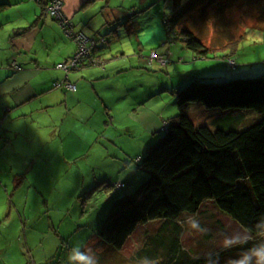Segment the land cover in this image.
<instances>
[{"label": "rangeland", "instance_id": "374dc122", "mask_svg": "<svg viewBox=\"0 0 264 264\" xmlns=\"http://www.w3.org/2000/svg\"><path fill=\"white\" fill-rule=\"evenodd\" d=\"M28 2L0 12V81L4 75L2 67L11 65L13 43L24 44L33 54L39 50L36 54L39 58L46 52L41 50L46 46L50 45L53 50V34H44L43 37L40 32H32L30 26L41 17L42 6L36 1L33 4ZM110 2L117 10L127 12L133 8L140 12V0ZM148 12L150 14L152 9ZM227 16L237 22L245 18V24H241L237 34V38L243 40L236 57L237 71H232L213 55L204 61L189 62L185 57L191 58V53L182 51L186 62L181 63L179 56L170 59L172 54L163 55L165 49L159 50L156 37L147 28L150 18H137L144 30H135L131 35L128 34L130 27L122 25L127 20H119L117 23L122 25L120 38L115 39L107 32L108 40L110 36L114 38L109 40L111 48L100 65L91 67L95 72L82 82L78 98L68 101L69 105L50 104L45 115L48 116L44 123L46 127L37 135L43 142L27 138L23 132L15 130L18 127H13V134L0 133V153L5 157L0 162V181L3 183L0 185V264H87L86 261L92 259L97 264L107 249L98 230L117 197L112 195L115 184L128 182L132 173L141 172L137 156L146 153L143 150L151 134L160 127L162 129L178 111L175 97L164 87L177 84L185 73L190 75L197 71L198 68H192L196 63L201 67L199 74L208 77H215L223 71L229 77H242L240 63H255L253 66L257 71L264 69V31L257 30L259 13L228 12ZM51 18L46 28L53 29L51 24L57 23L62 29L60 23ZM24 19H30V22L18 26L26 23ZM29 36L31 39L28 40ZM65 37L64 50L67 54L70 52L67 56L70 58L77 46L68 36ZM176 47L178 50V45ZM166 48L167 53L169 46ZM233 62H230L232 66L235 65ZM182 66L185 67L182 69ZM50 68L55 70L53 66ZM89 71L86 69V73ZM53 114L59 116L57 127L55 119L50 122ZM229 121L233 129L241 130L260 121V116L254 111H240L222 122L223 128L230 129ZM55 128L59 131L54 132ZM14 133H18L17 139ZM159 133L161 138L165 134ZM21 137L27 138L26 144ZM14 139L16 150L9 146ZM17 173L20 176L14 182ZM136 187L125 190L123 195L132 193ZM203 208V215L200 210L196 216L185 215L179 221L184 227L182 245L191 258L211 257L249 238L214 204L206 203ZM160 224L154 222L139 227L122 253L131 257L135 252L147 249ZM225 241L230 242L228 246ZM70 254L76 257L71 262Z\"/></svg>", "mask_w": 264, "mask_h": 264}, {"label": "trees", "instance_id": "16d2710c", "mask_svg": "<svg viewBox=\"0 0 264 264\" xmlns=\"http://www.w3.org/2000/svg\"><path fill=\"white\" fill-rule=\"evenodd\" d=\"M47 2L42 6L43 15ZM89 2L94 0L86 3ZM9 5L8 0H0V12ZM145 9H152L151 14L157 18L154 23L161 37L165 35L158 42L162 45L159 50L165 49L166 56L172 54L170 59L179 56L181 63L185 58L196 62L213 55L232 71L238 70L236 57L243 40L237 34L245 18L233 21L228 12L259 13L257 30L264 31V0H148ZM145 9L124 10L125 16L107 24L97 39H90L83 31L76 32L70 20L72 31L89 39L94 58L97 48L120 38V26L130 27V35L141 31L137 20L149 15ZM119 20L127 21L121 25ZM107 32L114 38L110 36L108 40ZM182 51L190 52L191 58H184ZM240 64L243 75L235 78L223 70L215 77L188 75L185 72L190 69L184 71L187 82H178L174 92L177 114L164 123V136H159L137 163L147 179L145 176L132 193L121 192V196L116 191L117 197L98 230L107 249L97 264H236L264 245V69L257 71L255 63ZM251 65L255 70L246 69ZM192 68L201 71L197 63ZM245 110L258 113L260 121L241 130L233 129L229 121L230 129L223 128L222 122L228 117ZM206 203L214 204L249 238L211 257L191 258L182 245L184 227L179 221L185 215L196 216ZM154 222L161 223V227L153 242L147 249L125 256L122 250L134 232ZM251 264H255V257Z\"/></svg>", "mask_w": 264, "mask_h": 264}, {"label": "crops", "instance_id": "0c3cea01", "mask_svg": "<svg viewBox=\"0 0 264 264\" xmlns=\"http://www.w3.org/2000/svg\"><path fill=\"white\" fill-rule=\"evenodd\" d=\"M27 1H29L28 3L30 4H33V2L36 1L41 6L47 2V0ZM62 1L64 4L63 13L68 19L72 21L75 26V31H83L90 39H97L100 37V34L103 32L107 24L112 23L113 20L121 17L125 13V11L122 9L117 10L116 8H112L110 2L111 0H94V2H89V4L86 3L88 0ZM140 1V8L145 9L148 4V0ZM25 2L26 0H15L14 2L9 0V8L18 4L20 5V3L23 4ZM35 6L36 5H34V7ZM146 10L148 9H145L144 11ZM34 12L37 14V10ZM146 16V18H151L147 28L151 29V32H153L152 34L157 39L156 42L163 40L165 35L161 37V30H159L160 28L158 25L154 23L156 20L153 18L156 17H154V15L151 13ZM49 20L50 16H47L46 14L43 15L42 12L41 17H38L30 26L33 27L32 32H40L43 37L44 34L47 36H51L53 34V50H50V45L46 46L44 49H41L45 50L46 52L42 53L41 57L39 58L36 57V54L38 55L39 50H35V54H33L31 51H29L30 48L23 46L24 44L19 45L18 43H13L11 46L12 50L10 52V61L12 62L8 68H5L4 66L2 67L4 75L3 80L0 81V133L5 132L13 134L12 130L15 129L13 127H18V129L15 130L23 132L27 138L29 136V138L33 137L35 140L43 142L39 137H37V135L43 131V127H46L44 123L46 122L48 116L45 115L47 113V109L50 107V104H52V106L57 105L58 107L63 105V103L69 105L68 101H74L78 98L79 87L82 86V82L91 78V73L95 72L94 69L91 68L95 65L89 64V61L79 66V68L70 69L66 72L69 74L56 69V65L59 62L64 60V58H69L67 56H69L68 54H70V52L67 54V52L64 50V45L67 39L65 36H67V34H63V30L58 26L57 23V25L51 24L53 29L50 27L46 28ZM24 21L26 23H19L18 26H26V24L30 22V19H24ZM140 28L141 30H144V26L142 27L141 25ZM7 36L9 35L7 34ZM27 39H31V36H29ZM109 48H111L110 44H106L101 48H97L93 54L94 58L92 59L96 60L97 63H99L98 65H100L103 58L106 57L105 54L109 51ZM27 55L30 57H27ZM32 57H35V59H32ZM14 64H16V68L14 67ZM2 65H5V63ZM50 66L55 67V70H52ZM86 69H89L90 71L86 73ZM195 74H197V76L201 75L199 74V71L190 75ZM183 78L184 77L181 78L182 80H179V82L182 81V84L187 82V79ZM57 81L74 84L76 86V90L68 91L64 87L55 89L53 88V84ZM175 87L177 88L176 84L171 87L165 86L164 88L171 91L175 97ZM175 104L177 105L176 98ZM61 117L63 118L64 116L61 115ZM52 119H55V127H57V124L59 123V116L57 114L50 115V122ZM57 131H59V129L55 128L54 132ZM161 131L162 129L160 127L151 134L152 137L148 138L149 142L145 145L146 147L143 152H145L149 146L158 139V135H160L159 132ZM14 134H16L15 138L17 139L18 133ZM27 138L21 137L24 144H26ZM16 139L11 141L9 144V146L15 150ZM21 148L25 149L24 146ZM141 155L137 156V159L143 156ZM1 159H5L3 153H0V162L2 161ZM137 166L139 167V164H137ZM17 176H20V174H15V178L13 179L14 182L16 181ZM145 176L146 174H144L142 171H135V173H132L128 179V182H122L126 185L125 190L132 188V186L136 187L145 178ZM1 184H3L2 181H0V185ZM109 186H111V184Z\"/></svg>", "mask_w": 264, "mask_h": 264}, {"label": "built area", "instance_id": "2783aa9c", "mask_svg": "<svg viewBox=\"0 0 264 264\" xmlns=\"http://www.w3.org/2000/svg\"><path fill=\"white\" fill-rule=\"evenodd\" d=\"M63 1L62 0H48L47 4L45 5V14L49 15L50 17L57 19L62 28L65 30L67 36L73 39L78 47V51L72 58L68 59L64 63H61L57 66L58 69L69 71L70 69L79 68V66L85 64L89 61L91 65H98L96 60L92 59L91 56V48L89 43V39L83 33H73L72 25L70 19H68L63 13ZM91 60V61H90ZM16 68V64H14ZM55 87H64L68 91H75L76 86L71 83H63L57 82L54 84ZM137 162L140 161V158L136 160ZM117 187H125L123 183H118Z\"/></svg>", "mask_w": 264, "mask_h": 264}, {"label": "clouds", "instance_id": "9594fccd", "mask_svg": "<svg viewBox=\"0 0 264 264\" xmlns=\"http://www.w3.org/2000/svg\"><path fill=\"white\" fill-rule=\"evenodd\" d=\"M229 243V241H225V246H228ZM252 257H255V264H264V245H260L257 248L253 249L252 256H245L243 260L237 261L236 264H251ZM75 259L76 257L70 254V262ZM90 264H95V260L92 259Z\"/></svg>", "mask_w": 264, "mask_h": 264}, {"label": "bare ground", "instance_id": "6f19581e", "mask_svg": "<svg viewBox=\"0 0 264 264\" xmlns=\"http://www.w3.org/2000/svg\"><path fill=\"white\" fill-rule=\"evenodd\" d=\"M57 82H58V81H57ZM57 82H54V84L57 83ZM54 84H53V86H54ZM54 88H55V89H59V88H62V87H55V86H54ZM118 183H119V182H117L115 185H117ZM116 191L124 192V191H125V188H124V187H117V188H115V189H114V192L112 193V195H115V196H116V195H117V194H115Z\"/></svg>", "mask_w": 264, "mask_h": 264}]
</instances>
